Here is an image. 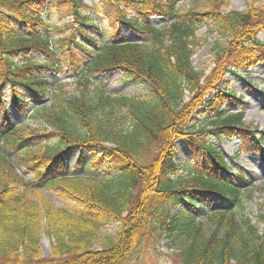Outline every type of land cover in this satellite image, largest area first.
Wrapping results in <instances>:
<instances>
[{
  "label": "trees",
  "instance_id": "16d2710c",
  "mask_svg": "<svg viewBox=\"0 0 264 264\" xmlns=\"http://www.w3.org/2000/svg\"><path fill=\"white\" fill-rule=\"evenodd\" d=\"M97 1L86 6L83 0H0V264H127L135 251H142L145 231L154 228L160 230L158 237L166 233L173 240L190 234L186 247L175 251L178 264H264V230L243 214L246 191L225 175L218 177L223 186L209 183L215 172L227 170L214 141L238 136L241 147L247 146L242 113H223L222 101L212 98L207 105L216 113L213 125L188 126L207 91L202 72L192 66L195 31L205 25L228 40L221 54L215 53L219 63L224 61L227 72H248L264 57V42L257 37L264 28V6L180 13L176 0ZM207 2L221 6L224 0ZM100 15L112 25L110 31L98 21ZM154 16L169 20L153 25ZM67 17L71 20L65 22ZM124 29L144 40H128ZM111 37L121 40L105 41ZM112 71L141 79L148 91L112 97L92 79ZM68 73L74 80L94 82V92L67 97L62 82L52 78ZM223 96L230 94L216 95L218 101ZM8 103L22 112L31 109L27 117L39 120L38 128L13 123ZM126 120L130 126L125 129ZM181 139L201 154L203 168L188 177L177 175L172 143ZM71 144L91 155L87 164H79L83 172H61ZM79 157L83 161V154ZM94 168L103 169L102 174L84 173ZM195 173L209 179L198 182L190 178ZM26 174L33 177L27 180ZM234 177L243 175L237 171ZM62 182L75 186L69 195L76 204L70 210L39 206L30 197L29 189L51 190ZM187 193L200 202L213 195L230 205L207 213L212 227L207 235L188 209L168 210L184 202ZM115 222L121 223L119 239L94 250L97 230ZM42 232L53 237L47 257L38 248Z\"/></svg>",
  "mask_w": 264,
  "mask_h": 264
},
{
  "label": "rangeland",
  "instance_id": "374dc122",
  "mask_svg": "<svg viewBox=\"0 0 264 264\" xmlns=\"http://www.w3.org/2000/svg\"><path fill=\"white\" fill-rule=\"evenodd\" d=\"M174 1L175 0H171ZM176 8L180 13H184L187 10L195 11H221L226 13L230 10H235L238 12L247 11L250 8H260L264 6V0H224L222 5L211 6L207 0H176ZM95 2L97 0H83V5H90L89 3ZM221 3L220 0L218 4ZM86 11V9H85ZM98 11L94 9V12ZM130 11V9H128ZM98 21L102 24L105 31H110L111 26L107 19L103 15H100ZM167 18H162L160 16H154L150 19L151 24L162 25L165 23ZM171 19V18H170ZM70 17L65 19V22L70 21ZM169 20V19H167ZM62 22V20H61ZM124 36L130 41H142L144 37L133 30H123ZM197 37V45L193 46V56L191 57L192 66L197 71L202 72V83L207 88L204 91L205 95L203 97V102L200 106H195L193 112L190 115L188 126H204L206 129L210 128L213 124V115H215V110L207 105V101L212 98H216L217 104H219L220 110L224 113H229L235 115V113H242V125L244 128L248 129V136L246 147L242 148L241 143L243 141L239 139L238 136L233 138H224L221 141H214L215 145L223 152L225 163H227V170L224 174L215 172L217 177L210 181L209 183H218V186H223L218 180V177L223 180L222 175H225L229 182L239 187L240 190H245L246 194L243 199V214L248 217L250 223L257 228L258 231L264 230V57L259 58V61L255 66L248 69V72H241L240 70H233L227 72L224 67V61L219 63V58L215 53L221 54L223 49L228 46V40L219 36L216 32L208 31L205 25H200L195 31ZM121 37V36H120ZM119 37V38H120ZM257 37L260 41L264 42V28L257 33ZM115 39L114 37L106 38L105 41H116L121 39ZM62 58L66 55L65 52L61 53ZM68 76H57L54 77L49 75L55 82H62L61 89L62 92L69 96H80L81 94H91L94 92V82L87 81H77L74 80V76L68 73ZM125 74L120 71H112V73H101V75H93L92 79L99 83L105 91H107L112 97L114 95L121 96H135L142 95L148 90V85L145 84L141 79H126ZM214 78V80H212ZM212 81V83H211ZM212 85H211V84ZM210 86H207L209 85ZM86 86V88H84ZM82 89V90H81ZM223 90H227L230 96H223V100L218 101L216 95ZM92 91V92H91ZM189 93L184 92L183 99L185 102L190 101L188 99ZM37 103L32 102L30 105H35ZM29 105V106H30ZM10 109V118L13 123H22V127L26 128L29 126L31 128H38L40 125L39 120H34L31 117H27V114L31 109L26 108V112H22L19 109L16 110L14 106L8 103ZM122 128H128L130 124L126 120L124 124H121ZM260 140H259V139ZM255 143V146L252 145ZM173 149L175 158L179 165V172L177 175H182L188 177L193 171H197V167L203 168L201 166L200 157L201 154L196 153L193 147L190 146L185 140H176L173 143ZM249 150V148H251ZM244 149L243 151H241ZM88 153V152H87ZM84 153V149L77 144H71L63 159L60 162L59 167L61 172L69 171V173L75 171L76 173L83 172V169L79 168L80 163L87 164L91 160V155ZM80 154H83V161L79 159ZM62 163V164H61ZM23 170H18L17 173L22 174ZM84 173L89 175L100 176L103 169H89L84 170ZM239 171L243 178H235L234 173ZM33 176L26 174V179L29 180ZM207 176L201 174H194L195 179L198 182L205 183L204 181ZM222 177V178H221ZM175 179V176L172 177ZM68 180H72L69 178ZM215 181V182H214ZM69 182H62L59 186L49 189L40 188L38 190L29 189L30 194L36 204L50 205L55 207H66L69 210L76 203L71 198L69 193L74 192V187H70ZM28 191V192H29ZM149 191L146 192L148 194ZM184 202H180L177 205H171L168 210L171 214L183 211L182 208L188 209L190 216L193 217L195 224L198 225L202 234L207 235L211 232L212 227L206 215L208 212H213L217 210L227 209L230 207L226 201L222 199L210 196L208 201L200 202L198 198L192 197L189 193L184 195ZM193 199L195 201L193 206H189L187 201ZM198 203H202L198 205ZM240 209L236 208L235 212L239 213ZM44 225V222H43ZM120 222H115L114 224L108 225L97 230V238L93 241L92 246L94 250L107 247L114 241L119 239ZM158 228H154V232L150 230L145 231V239L142 251H135L129 263L127 264H178L175 260V251L185 248L188 242V237L190 234L183 233L181 236H177V239H172L164 233L162 236ZM193 232V231H192ZM174 238V237H173ZM53 242V237L42 232L40 235V240L38 243V248L42 256L47 257L51 254L52 248L51 244ZM145 248V249H144ZM147 253V254H146Z\"/></svg>",
  "mask_w": 264,
  "mask_h": 264
}]
</instances>
